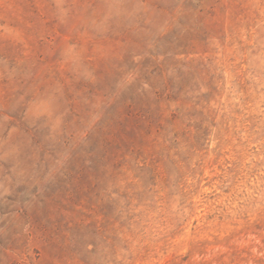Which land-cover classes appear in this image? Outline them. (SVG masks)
Masks as SVG:
<instances>
[{
  "label": "rangeland",
  "instance_id": "374dc122",
  "mask_svg": "<svg viewBox=\"0 0 264 264\" xmlns=\"http://www.w3.org/2000/svg\"><path fill=\"white\" fill-rule=\"evenodd\" d=\"M0 264H264V0H0Z\"/></svg>",
  "mask_w": 264,
  "mask_h": 264
}]
</instances>
